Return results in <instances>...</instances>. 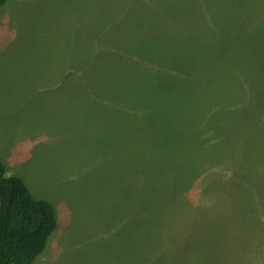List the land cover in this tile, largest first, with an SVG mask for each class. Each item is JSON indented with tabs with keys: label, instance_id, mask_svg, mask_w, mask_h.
Instances as JSON below:
<instances>
[{
	"label": "rangeland",
	"instance_id": "374dc122",
	"mask_svg": "<svg viewBox=\"0 0 264 264\" xmlns=\"http://www.w3.org/2000/svg\"><path fill=\"white\" fill-rule=\"evenodd\" d=\"M71 58H83L74 63L78 68H67ZM86 59L112 67V94L83 88L78 75ZM170 84L179 90L173 103L181 101L182 114L190 116L164 126L168 113L160 111L171 109ZM151 114L159 118L154 132L145 122ZM253 122L260 140L250 131ZM174 149L192 158L186 175L195 182L187 198L199 205L203 194L212 199L207 210L222 214L214 220L201 214L204 226L225 235L210 264H264V179L255 196L230 202L234 189L225 183L219 196L212 194L222 163L235 170L241 162L239 179L250 167L264 170V0H6L0 6V162L35 198L52 203L58 219L33 264H168L165 255L182 252L185 232L173 243L163 236L173 230L167 224L150 237L112 232V196L136 174L140 185L151 179L152 187L164 169L150 176L145 170L162 156L174 164ZM159 197L147 191L137 204ZM190 256L176 253L172 264H192Z\"/></svg>",
	"mask_w": 264,
	"mask_h": 264
},
{
	"label": "trees",
	"instance_id": "16d2710c",
	"mask_svg": "<svg viewBox=\"0 0 264 264\" xmlns=\"http://www.w3.org/2000/svg\"><path fill=\"white\" fill-rule=\"evenodd\" d=\"M5 2L6 0H0V6L4 5ZM81 59L83 58L69 59L67 68H78L79 65H74V63ZM85 63L87 69L78 75L81 78L83 88L88 90L89 86H92V90L95 88V91L112 94V67H102V63L95 60L89 61L86 59ZM142 68H144V65ZM59 69L64 71L63 68L59 67ZM141 76H147L146 72L141 73ZM180 79L182 82L183 78ZM93 80L96 82L95 85ZM174 86V84H170L167 88L169 93L166 97V100H169L167 102L169 107L173 109V115L170 113L171 109L166 112L159 110L161 117L168 113V121L163 124L164 126L171 125V122L177 121L178 123L180 117L187 119L190 116L182 114L180 110L181 101L177 105L179 113H175L177 107L173 101L179 95V90L175 86L177 89L176 94L172 96L171 88ZM101 96H105V99L108 100L111 98L110 95ZM149 110L148 113H151L152 110ZM151 116L154 117L153 114ZM145 122L153 126L150 129L151 132H154L156 126L153 122L158 127L159 118L154 117L151 119L148 116ZM258 127L257 122H253L249 126L250 131L256 134L255 136L260 140ZM161 139L163 140L162 136ZM174 151L177 158L174 164H171L170 158L162 156L160 161L151 168V171L145 170L144 175L150 176L153 169H158L157 171L164 169L161 174L164 177L160 176L158 180L152 179V181H155L153 185L151 184L152 187H149L151 179H146L140 185L141 176L136 174L135 176L138 177L133 179V184H128L129 179H126V184L121 185L123 193L120 190L116 199L112 196V232L116 231L119 234L133 237L134 234L144 231L146 236L150 237L155 233L158 234L162 225L167 224L173 230L168 231V234L165 230L163 236L168 237L172 243L175 242L182 231L185 232L180 248L177 249L182 252L175 251L173 254L165 255L164 259L168 264L174 262L173 256L176 253L191 254L189 261L192 264H210L214 250L225 242V235L222 231L217 232L212 230L211 227L204 226L201 214L207 213L212 220L218 219L222 214H213L207 210L205 205L208 200L212 201V199L205 198L203 194L201 200H199V205L193 204L187 198L186 192L195 182L186 175L190 171L192 158L180 156L177 150L174 149ZM252 158L256 157L252 156ZM240 163L235 164L236 169ZM220 165L225 169L222 173L220 172L218 179L214 176L217 182L213 184L212 194L219 196L222 183H225L227 187L232 186L234 189L233 196L235 198L232 199L231 196H227L228 200L232 199L230 202L241 199L246 194L252 196L257 194V188L264 179V170H254L250 167V173L245 174L243 179H239L236 169L225 167L223 163ZM12 174L14 173L7 171L6 166L0 162V264H33L44 252L48 240L58 228L56 210L52 203L35 198L25 182ZM202 176L203 174L200 177ZM151 177L154 178V176ZM162 180L163 182H161ZM206 185L207 182L203 185L202 193ZM147 191L155 192L160 197L153 204L141 207L137 203L138 200L142 199L137 198V196L143 195ZM163 196L168 197V199L161 201ZM135 198H137V202ZM125 201L128 204L131 203L128 205ZM161 204L164 206L173 205V207L167 209ZM122 205H126L127 208H123ZM121 208L123 209L121 210Z\"/></svg>",
	"mask_w": 264,
	"mask_h": 264
},
{
	"label": "clouds",
	"instance_id": "9594fccd",
	"mask_svg": "<svg viewBox=\"0 0 264 264\" xmlns=\"http://www.w3.org/2000/svg\"><path fill=\"white\" fill-rule=\"evenodd\" d=\"M142 59H143V58H142ZM143 65H144L143 62H139V69H141Z\"/></svg>",
	"mask_w": 264,
	"mask_h": 264
},
{
	"label": "bare ground",
	"instance_id": "6f19581e",
	"mask_svg": "<svg viewBox=\"0 0 264 264\" xmlns=\"http://www.w3.org/2000/svg\"><path fill=\"white\" fill-rule=\"evenodd\" d=\"M198 119V118H197ZM201 123V122H200ZM208 124V123H207Z\"/></svg>",
	"mask_w": 264,
	"mask_h": 264
}]
</instances>
